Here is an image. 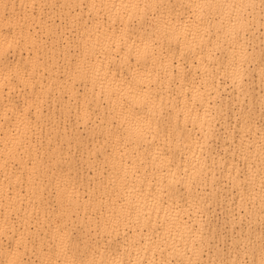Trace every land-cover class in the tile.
<instances>
[{"label":"bare ground","instance_id":"obj_1","mask_svg":"<svg viewBox=\"0 0 264 264\" xmlns=\"http://www.w3.org/2000/svg\"><path fill=\"white\" fill-rule=\"evenodd\" d=\"M0 261L262 264L264 0H0Z\"/></svg>","mask_w":264,"mask_h":264},{"label":"snow or ice","instance_id":"obj_2","mask_svg":"<svg viewBox=\"0 0 264 264\" xmlns=\"http://www.w3.org/2000/svg\"><path fill=\"white\" fill-rule=\"evenodd\" d=\"M157 41L155 40H150V41H144L143 42V47L142 48H137L135 55L137 58V63L140 62L141 59L147 61L149 58L154 57L156 55L155 52V47H156ZM131 55V52L129 53ZM140 76H147L150 74H140ZM130 127L129 131L131 134H139L142 135L147 129L144 128V121L142 117L136 115V114H131L130 117ZM0 264H19V262L16 261H0ZM262 264H264V261H262Z\"/></svg>","mask_w":264,"mask_h":264},{"label":"rangeland","instance_id":"obj_3","mask_svg":"<svg viewBox=\"0 0 264 264\" xmlns=\"http://www.w3.org/2000/svg\"><path fill=\"white\" fill-rule=\"evenodd\" d=\"M218 214H220V212L218 213ZM224 239H226L227 240V238H224ZM228 242H226V244H227Z\"/></svg>","mask_w":264,"mask_h":264}]
</instances>
